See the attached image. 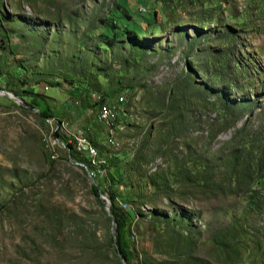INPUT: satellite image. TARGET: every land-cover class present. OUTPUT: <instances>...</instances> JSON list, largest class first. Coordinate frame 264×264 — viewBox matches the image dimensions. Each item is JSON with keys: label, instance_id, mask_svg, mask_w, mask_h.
Masks as SVG:
<instances>
[{"label": "rangeland", "instance_id": "374dc122", "mask_svg": "<svg viewBox=\"0 0 264 264\" xmlns=\"http://www.w3.org/2000/svg\"><path fill=\"white\" fill-rule=\"evenodd\" d=\"M90 174L131 264H264V0H0V264H123Z\"/></svg>", "mask_w": 264, "mask_h": 264}, {"label": "trees", "instance_id": "16d2710c", "mask_svg": "<svg viewBox=\"0 0 264 264\" xmlns=\"http://www.w3.org/2000/svg\"><path fill=\"white\" fill-rule=\"evenodd\" d=\"M126 30L131 36L138 37V33L139 32L134 27H130V28L127 27ZM103 31H104V35L107 37L108 35L105 34L106 29H103ZM108 90H110V89H108ZM113 92H115V91H113V90H111V92L104 91L102 96H101L102 99L104 101L110 100L109 98L111 97V94ZM39 113L43 117L50 116V114H47V113L41 114L40 111H39ZM55 136L58 137L60 140H62V135H60L57 131L55 133ZM67 146L70 149V151H69L70 155L78 158L77 160L79 162H83L82 158H80L78 155H76V152H74L72 146L69 145V144H67ZM88 157H89V155H88ZM87 168L89 169L88 166H87ZM94 180L97 181V185H92L91 186V192H92V195L98 200L99 205H101L102 201L99 199V191H101V193H105L106 191L100 185L99 179L94 178ZM116 198L117 197L115 196L114 193L110 194V196H109V200H110V203H111V215L113 216L114 223H115V243H116V246H117V249H118L120 257L127 264H131V261H130V246H129V242H128L126 233H127V223L129 221V219L132 218V216L130 214L120 212L119 210H117L115 208L114 201H115Z\"/></svg>", "mask_w": 264, "mask_h": 264}, {"label": "built area", "instance_id": "2783aa9c", "mask_svg": "<svg viewBox=\"0 0 264 264\" xmlns=\"http://www.w3.org/2000/svg\"><path fill=\"white\" fill-rule=\"evenodd\" d=\"M75 104H77V102ZM100 106L102 107V105H100ZM104 110L105 109H102V118H98V119H103ZM44 123L47 126H50V129H54L53 131H58V130L62 131L66 135V137L68 138V142H74L76 144V152L77 151L86 152L87 154H89L90 156L93 157L95 162L97 160V157H100L99 154H93V153H89L88 152L87 145L83 144V135H84V133L82 131L79 130V131H76L75 133H70L68 131V123L66 121H62V120L57 119L54 116L50 115V116L44 117ZM105 131L107 133V130H105ZM107 138H108V133H107ZM108 143H110V145L112 147H115V148H117L119 146V143H116L113 140H109L108 139ZM56 144H63L64 148L67 147V142H63L62 140L54 139V146ZM90 177H92L93 179L94 178L99 179L97 176H94V175H91V174H90Z\"/></svg>", "mask_w": 264, "mask_h": 264}, {"label": "water", "instance_id": "95a60500", "mask_svg": "<svg viewBox=\"0 0 264 264\" xmlns=\"http://www.w3.org/2000/svg\"><path fill=\"white\" fill-rule=\"evenodd\" d=\"M4 95H6L9 99L17 102L19 101L18 98H16L15 96L13 95H8L6 92H3ZM87 174L89 175V172L87 170ZM92 178V177H91ZM93 179V178H92ZM94 181V179H93ZM99 199L103 202V206H104V210L107 214V216L111 219V225H112V232H115V223H114V219H113V216L111 215V205H110V201L107 199V197L105 196L104 193H101V191H99ZM114 245H115V249H116V253L119 255V252H118V249H117V246H116V243L114 241ZM120 257V255H119ZM121 258V257H120ZM122 259V258H121ZM123 264H127L123 259L121 260Z\"/></svg>", "mask_w": 264, "mask_h": 264}, {"label": "bare ground", "instance_id": "6f19581e", "mask_svg": "<svg viewBox=\"0 0 264 264\" xmlns=\"http://www.w3.org/2000/svg\"><path fill=\"white\" fill-rule=\"evenodd\" d=\"M111 115H112V113L110 111H104L103 119L105 120V122L106 121L109 122L111 120ZM101 116H102V114H101ZM83 144L87 145V150L89 153L98 154L97 150L94 148V146L87 139L83 138ZM82 152H84V151H82ZM84 153L87 154L86 152H84ZM87 155H89V154H87ZM90 160L93 164H96V165L99 164V165L103 166L104 163H106V161H103L102 159H98V157H97L96 162L92 156H90Z\"/></svg>", "mask_w": 264, "mask_h": 264}, {"label": "crops", "instance_id": "0c3cea01", "mask_svg": "<svg viewBox=\"0 0 264 264\" xmlns=\"http://www.w3.org/2000/svg\"><path fill=\"white\" fill-rule=\"evenodd\" d=\"M102 86H104V85H102ZM105 90H106V89H105ZM89 111H90V110H89ZM49 114L52 115V113H49ZM86 114H87V113H86ZM52 116H54V115H52ZM77 116H78V114L76 113V117H77ZM78 119H79V120H80V119H84V117L81 116V117H79ZM120 120H121V121H126V120H127L126 115L121 114V115H120ZM86 130L89 131V132L91 131L89 127H88ZM93 144H94V143H93ZM95 146H96V145H95ZM96 147H97V146H96ZM98 154H99V156L101 157V155H100V151H99V150H98ZM101 178H102V177H101Z\"/></svg>", "mask_w": 264, "mask_h": 264}]
</instances>
